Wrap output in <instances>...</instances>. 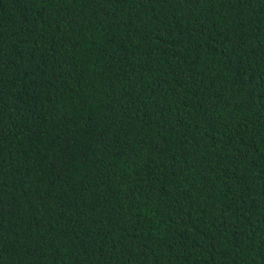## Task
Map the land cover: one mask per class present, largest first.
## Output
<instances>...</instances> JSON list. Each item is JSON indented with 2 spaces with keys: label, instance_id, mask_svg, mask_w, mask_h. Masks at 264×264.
Segmentation results:
<instances>
[{
  "label": "trees",
  "instance_id": "1",
  "mask_svg": "<svg viewBox=\"0 0 264 264\" xmlns=\"http://www.w3.org/2000/svg\"><path fill=\"white\" fill-rule=\"evenodd\" d=\"M0 264H264V0H0Z\"/></svg>",
  "mask_w": 264,
  "mask_h": 264
}]
</instances>
